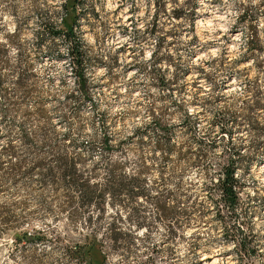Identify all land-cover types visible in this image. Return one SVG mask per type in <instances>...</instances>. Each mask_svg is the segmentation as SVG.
<instances>
[{"label":"rangeland","instance_id":"obj_1","mask_svg":"<svg viewBox=\"0 0 264 264\" xmlns=\"http://www.w3.org/2000/svg\"><path fill=\"white\" fill-rule=\"evenodd\" d=\"M65 1L0 0V41L14 48L13 63L25 77L24 93L16 90V74L5 82L14 103L0 116V142L18 135L21 120L28 130L43 128L28 144L33 147L17 141L13 160L31 168L78 154L101 180L90 197L97 205L73 219L70 210L55 218L50 208L64 204L67 194L41 182L37 168L14 171L0 205L9 204L25 224L56 226L66 242L104 238L106 264H264V0H78L77 33L93 79L88 101L70 97L77 89L70 42L45 28L49 21L62 27ZM163 73L168 87L160 85ZM172 99L186 100L200 115L213 165L244 156L248 168L239 174L247 183L236 213H219L200 185L190 186L200 177L191 166L198 147ZM257 99L261 105L253 106ZM151 108L191 152L165 159L153 148L159 130L151 126ZM138 128L145 131L134 134ZM105 135L126 148L104 149ZM119 160L123 166L108 173L107 165ZM12 234L0 238V264H81L59 247L16 246Z\"/></svg>","mask_w":264,"mask_h":264},{"label":"trees","instance_id":"obj_2","mask_svg":"<svg viewBox=\"0 0 264 264\" xmlns=\"http://www.w3.org/2000/svg\"><path fill=\"white\" fill-rule=\"evenodd\" d=\"M65 8V14L62 17V27L58 28L53 22L45 24V28L48 34L54 39L60 35L70 42L68 54L72 57L73 71L76 75L77 89L74 90L70 97L80 99L81 101H88L91 99V86L93 79L88 72V55L84 49V41L81 33H77V27L79 26L80 14L78 13L79 1L78 0H66L63 4ZM181 17L177 14L176 18ZM14 48L8 42L0 41V116L5 118L10 111V104H13V96L9 95V91L4 87L5 82L10 74H16L15 87L17 92L24 93L25 77L24 72L18 70V66L13 63L15 58ZM20 59V58H19ZM18 59V60H19ZM17 60V61H18ZM160 85L168 87L171 84V80L163 73L160 78ZM5 101V104L3 101ZM245 100V108L249 109L251 105L249 101ZM172 103L177 106V109L182 112L181 124L183 127L190 131V135L193 141L197 143V149L192 151L195 152L194 156L191 157V166L196 167L199 171V178L197 180L191 179L190 186L200 185V188L206 197H210L215 204L218 206V211L221 213L222 208L227 209L231 213H236L237 208L242 203V195L246 189V180L240 176L242 169L246 170L248 164L242 162L244 157L242 154L236 157L232 154L228 157L226 163H219L213 165L210 160V151L206 150V135L204 129L201 128L199 121L201 119L198 113H193L188 110L186 106V100L172 99ZM260 99L255 100L253 106H260ZM41 113V110L39 111ZM152 116L151 123L159 130V136L154 141L153 148L163 154V158L171 159L173 156L182 157L186 156L190 150L194 149L192 146L190 150L183 151L185 143L183 141L178 142L174 137L173 128L168 125H164L162 121V115L155 108L150 109ZM250 115L243 114L242 118L245 122L248 120L251 124ZM37 132L43 131V128H37ZM35 131L28 130L26 127L25 120L19 121L18 135H7L5 142H0V197L2 192H6L4 184L14 179V171H24V173L37 168L39 179L41 182L50 183L55 186L56 190H64L67 194L66 202L61 204L58 208L51 207L54 210L53 215L58 218L65 211L70 210L69 217L72 219L79 212L90 211L96 203L90 199L92 196L93 189L100 183L94 174L88 172V170L81 166L77 156L69 157L64 154L56 156V163L54 165H46L43 161L35 162L34 167L28 166L24 159L14 161L13 158L17 156L18 146L17 141L23 143L26 149L32 146L28 144L32 141V137ZM141 131H145L143 128H138L134 134H139ZM220 131L226 133L227 125L222 124ZM134 136V135H133ZM129 138L126 139L129 140ZM144 138L141 137V140ZM95 142L92 141L88 144V153L94 147ZM104 149L113 151H123L125 142L119 141L118 143L113 142L108 136H104L101 141ZM215 143V142H214ZM129 145H127L128 147ZM40 149L39 146H35ZM10 160H8V158ZM125 162L123 160L114 161L107 165L108 173L112 174L117 167L123 166ZM214 166V167H213ZM217 167V168H216ZM111 180L107 182L111 183L114 178L111 176ZM119 181V180H118ZM122 181V179L120 180ZM104 194V192H103ZM77 200V201H76ZM77 202V203H75ZM6 204V203H3ZM162 216V214H161ZM174 223L171 224V226ZM12 231V238L15 245H33L42 247V251L49 252L55 247H59L64 250L65 256L76 259L81 264H106L108 255L104 251L106 242L104 238H100L96 234H87L82 238V243H71L63 241L62 233L55 227L50 228L36 226L29 222L25 224L19 220L18 215L11 208L9 204L0 205V238L7 232ZM114 246L119 247V238L117 236L108 237ZM121 243V242H120ZM244 256L250 255V249L244 248ZM14 252L9 254V258L15 259ZM34 262L39 261L38 258L34 257Z\"/></svg>","mask_w":264,"mask_h":264}]
</instances>
